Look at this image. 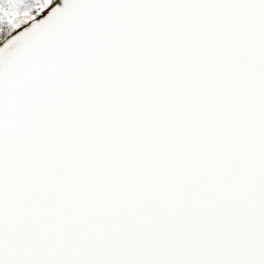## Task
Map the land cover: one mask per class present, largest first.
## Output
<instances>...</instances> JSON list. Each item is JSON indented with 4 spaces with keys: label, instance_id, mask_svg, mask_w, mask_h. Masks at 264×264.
<instances>
[{
    "label": "snow or ice",
    "instance_id": "obj_1",
    "mask_svg": "<svg viewBox=\"0 0 264 264\" xmlns=\"http://www.w3.org/2000/svg\"><path fill=\"white\" fill-rule=\"evenodd\" d=\"M0 264H264V0H0Z\"/></svg>",
    "mask_w": 264,
    "mask_h": 264
}]
</instances>
